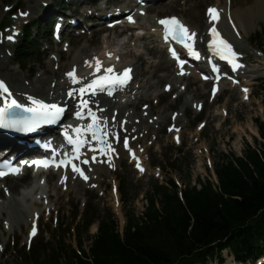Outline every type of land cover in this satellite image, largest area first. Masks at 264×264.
<instances>
[{
	"label": "trees",
	"instance_id": "16d2710c",
	"mask_svg": "<svg viewBox=\"0 0 264 264\" xmlns=\"http://www.w3.org/2000/svg\"><path fill=\"white\" fill-rule=\"evenodd\" d=\"M248 160L251 167L236 159L219 169V193L209 187L186 191L187 209L171 195V203L163 204L161 211L151 207L140 224L129 213L123 242L114 234L113 223L105 222L91 254L100 264H174L224 237L263 236L264 161L254 153ZM61 255L55 254L51 262Z\"/></svg>",
	"mask_w": 264,
	"mask_h": 264
},
{
	"label": "snow or ice",
	"instance_id": "6c2138e0",
	"mask_svg": "<svg viewBox=\"0 0 264 264\" xmlns=\"http://www.w3.org/2000/svg\"><path fill=\"white\" fill-rule=\"evenodd\" d=\"M21 15H27V13H21ZM207 15L209 16L210 21H216L219 19V10L214 7H210L207 9ZM127 20L129 23H135V20L131 15L127 17ZM158 23L163 26V39L165 43L175 41L181 44L187 50L189 56L195 59L200 58V53L194 47L197 36L196 32L190 31L188 27L175 16L160 19ZM59 27L60 25H57V29H59ZM210 34L212 36V40L209 41V50L212 51L213 54L218 56L221 60L227 61V63L231 65L232 71H237L239 68L243 67V65L239 62V57L241 54L234 51L233 46L227 40L223 39L220 36V33L215 27V24L212 25ZM8 39H14V35H9ZM169 52L171 53L173 59L176 61L177 66L180 69V74H184V65L187 63V61L180 58L177 52L171 47L170 43ZM107 55L109 59H111L112 54L108 53ZM117 59L119 58L117 57ZM86 64L89 68H94V72L92 73L94 79H92L91 82L83 84V86L79 89L69 90L68 95L71 97L77 92L80 94V96L82 97L80 101V108H78L75 115L77 118L83 119L84 116L82 114V110L87 109V115L91 118L92 122L87 125V128L85 130H82L79 127L75 128V137L69 135L67 131L64 132V137L67 143L72 145L73 155L71 158L66 153L64 159H60L57 161L55 159L56 152L55 149H53V159L33 160L28 164V166H35L36 168H48L50 166H54L59 168L61 166H67L71 164L72 170L74 172L79 173L84 179H87L81 169L72 163V159H79L80 148L83 147L86 143L82 136L86 133H90L92 138L98 141V146H103L104 150L107 152L114 151V149L105 139V137L113 134L107 131L106 126L102 122V119L97 117L96 114L88 107L89 100L83 99V97L86 93L95 95L98 91L107 92L109 95H111L115 88H122L129 82V80L131 79L132 69L130 67H126L122 70H117L114 65L104 66L103 62L95 57L93 58L92 62L86 61ZM212 71L217 73L219 72V68L216 64H212ZM101 72V75H96V73ZM65 75L69 78L72 84H79L81 80L85 79L84 77H80L76 74L75 67L69 70ZM204 79H210V77L204 76ZM216 79H219V75H217ZM0 91H3L5 93H8L9 91L5 82L2 80H0ZM212 91L213 95H215L217 91L215 86L213 87ZM243 91L245 93V99H248V89L245 88L243 89ZM29 100H31L34 107L26 108L24 110L32 113V116L30 118L22 120H9L5 118V111L0 109V128L25 132L34 131L37 127H39L41 123H54L64 111V109L57 104H45L43 103V101L36 100L33 97H29ZM10 106L16 108L21 107L14 99L11 101ZM100 110L102 111V109ZM124 145L125 148H128L127 138L124 139ZM45 147L48 148L51 147V145L46 144ZM137 167H140L139 163L137 164ZM21 170L22 166H12L7 162H4L0 164V177H4L8 174L19 175L21 173ZM36 231L37 229L35 223H33L29 240H31V237L36 234Z\"/></svg>",
	"mask_w": 264,
	"mask_h": 264
},
{
	"label": "rangeland",
	"instance_id": "374dc122",
	"mask_svg": "<svg viewBox=\"0 0 264 264\" xmlns=\"http://www.w3.org/2000/svg\"><path fill=\"white\" fill-rule=\"evenodd\" d=\"M173 11L175 10H170V12ZM202 21V19L192 18V22L195 25L202 26ZM260 25H262L264 30V24L260 23ZM254 45L257 44L254 43ZM39 54L40 53L36 54V56ZM15 65L16 64L13 63V66ZM262 73L264 74V71H262ZM234 95H232V102L229 104L230 120L225 123L224 127L220 131L216 132L214 128L210 126V128H207L203 134L205 142L210 145L211 150L213 151V162L219 164L222 163L224 159L223 157H225L224 155L228 154L237 157L240 155V152H243L244 143H247L248 141L250 142L253 135L257 132L253 121L261 115V110L263 109L260 99L252 100L249 104H240L237 95L235 93ZM236 126L243 129L244 133L242 135L235 132ZM165 153L168 154L171 159H174L172 156H176V152L171 147L166 148ZM187 156L188 154L183 157L181 156V159L177 158L178 164L176 165V172H173V170L171 172L174 176L179 177L185 187L198 186V180L205 181L206 174L203 170L194 166L195 161L193 158L188 160L186 158ZM120 177L123 181L127 182L129 186L128 190L130 201L126 203L125 210L132 209L136 214L140 215L145 207V200L142 199V195L146 193V191H149L151 182L146 180L136 181L132 179L128 170H125L122 174H120ZM104 203L108 205V201H105ZM99 207L102 208L100 205ZM93 228L94 227H92L90 231H93ZM84 244L87 245L88 242L86 243L85 241Z\"/></svg>",
	"mask_w": 264,
	"mask_h": 264
},
{
	"label": "bare ground",
	"instance_id": "6f19581e",
	"mask_svg": "<svg viewBox=\"0 0 264 264\" xmlns=\"http://www.w3.org/2000/svg\"><path fill=\"white\" fill-rule=\"evenodd\" d=\"M178 1L180 0H171L168 2H162L160 4H157L154 6V10L156 11H152V12H157L156 14H154V16H156L158 13H162V14H167L168 9H172L175 8V11L177 12H172L170 13V15H177L180 16L187 24L190 25L191 28L196 29V25L191 21L192 17H195L196 19H201V9L203 7L204 4L207 3H211V4H216L214 3V0H185L186 1V6L184 7H178ZM217 2V0L215 1ZM218 3V2H217ZM168 8L167 11H165V8ZM232 8H233V17L234 20L238 26V28L241 30L242 32V40L241 41H236V45H238V47L240 48H244V45L248 46L247 40L245 39L247 35H249V33L252 30V23L255 20V24L259 21H264V5L262 3V0H233L232 2ZM151 12V13H152ZM165 16V15H164ZM253 26H256V25ZM228 31V30H227ZM229 33V31H228ZM156 42V39H152ZM112 46V45H110ZM102 48H100L99 51H101ZM141 49L138 48H130L129 53H127L126 55H122L123 58V62L128 64L131 61L135 60L136 62H138L140 55L142 54ZM81 53H82V49H81ZM157 54L161 55V50L158 48L157 50ZM76 57V56H74ZM73 57V58H74ZM160 58V57H159ZM171 65V63L166 60V59H161L158 63V65L155 66L156 70L158 68H165V69H169V66ZM45 74H49L50 76H55L56 74L50 72V71H45ZM149 73V71H147ZM157 74V72H154V76ZM40 80L35 79V81H33L34 83H38ZM142 82V89L145 91V96L146 98H148L149 96L147 95L151 86H149V81H141ZM203 92V91H202ZM193 94H195V91H193ZM167 106V107H166ZM165 108H168V104H166ZM164 109V110H166ZM12 182L17 183V179H11ZM12 187V186H11ZM16 192L14 191V188L10 189V201L7 203V208H2L0 213L2 214L3 212H5L7 209L11 210V221L13 223V225H20V223L22 222V219L24 218L20 213H19V207L20 205L18 204V200L22 199L20 194H17V198H16ZM12 225V224H11Z\"/></svg>",
	"mask_w": 264,
	"mask_h": 264
}]
</instances>
